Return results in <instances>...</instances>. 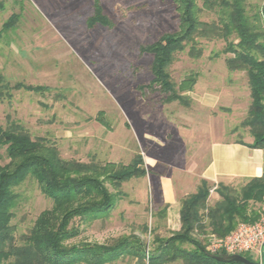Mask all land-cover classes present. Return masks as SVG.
<instances>
[{
    "label": "rangeland",
    "instance_id": "374dc122",
    "mask_svg": "<svg viewBox=\"0 0 264 264\" xmlns=\"http://www.w3.org/2000/svg\"><path fill=\"white\" fill-rule=\"evenodd\" d=\"M251 2L261 6L264 0ZM100 5L109 23L92 26L93 0H0V73L11 84L48 87L43 92L12 90L11 98L0 102V125L19 123L32 137L54 144L66 159L128 163L140 152L150 172L123 182L111 210L74 219L80 234L69 242L112 243L121 236L137 235L150 249L154 234L165 237L179 228L173 222L177 208L194 188L193 173L207 160L203 144L212 133L248 137L247 130L239 127L250 102L247 76L229 71L224 55L209 58L223 47L222 40H202L199 59L189 58L184 51L171 67L176 81L189 72L198 73L190 107L162 103L159 93L142 94L138 86L151 79L152 57L139 46L176 29L175 5L172 0H100ZM13 16L12 27L3 31ZM201 18L215 15L204 11ZM208 95L216 101L214 106L204 104L202 98ZM227 106L229 111L221 110ZM236 127L237 133L231 131ZM160 176L172 177L177 195L176 206L166 208L165 218L158 213L163 207H158L163 203ZM214 190L209 183L207 204H213ZM14 191L12 223L18 237L28 232L51 200L31 176ZM203 238L207 244V234ZM243 255L259 260L251 251ZM105 264L137 262L126 254Z\"/></svg>",
    "mask_w": 264,
    "mask_h": 264
},
{
    "label": "trees",
    "instance_id": "16d2710c",
    "mask_svg": "<svg viewBox=\"0 0 264 264\" xmlns=\"http://www.w3.org/2000/svg\"><path fill=\"white\" fill-rule=\"evenodd\" d=\"M172 2L177 12L176 29L139 46L141 52L152 57L151 79L139 85V90L142 94L159 93L162 103L177 102L190 107L189 92L198 73L189 72L176 81L171 72L172 64L184 51L189 58L199 59L204 51L202 40H222L223 47L213 51L209 58L213 60L224 55L229 71L245 72L250 102L239 127L245 128L252 137L250 147L264 149V2L261 6L251 0ZM204 11L213 13L215 18L202 19ZM14 18L16 16L4 23L3 31L12 27ZM89 20L92 26L109 23L100 0H93V14ZM17 88L36 92L48 90L45 86L21 82L11 84L0 73V102L11 98L12 90ZM222 110L227 112L229 108ZM98 120L102 122L101 117ZM149 172L140 152L128 163L66 159L54 144L44 137H32L19 123L10 121L0 125V264H105L126 254L135 258L137 264L175 261L241 264L215 259L206 249L203 237L208 233L224 237L239 222H253L259 218L264 209V170L261 176L251 177L239 187L219 182L214 190L218 198L213 204H207L209 182L202 179L196 192L180 201L179 228L165 237L154 234L150 249L137 235L121 236L112 243L69 242L80 234L74 219L94 218L111 210L121 184ZM28 176L35 179L51 205L37 215L27 233L17 237L16 226L12 223L17 198L14 188ZM108 184L116 191L112 192ZM255 204L259 207L255 208ZM160 205L163 207L158 213L165 218L168 204L158 203V207ZM215 254L227 255L224 251Z\"/></svg>",
    "mask_w": 264,
    "mask_h": 264
},
{
    "label": "crops",
    "instance_id": "0c3cea01",
    "mask_svg": "<svg viewBox=\"0 0 264 264\" xmlns=\"http://www.w3.org/2000/svg\"><path fill=\"white\" fill-rule=\"evenodd\" d=\"M190 92L189 95L191 96ZM202 99L207 106L211 107L216 104V101L211 99L209 95ZM222 108L224 107H221V110ZM233 132L237 133L238 130ZM251 142L252 137L250 135L240 141L238 136L223 138L222 132L215 130L212 133L211 139L203 144L204 149L206 148L208 152L207 160L199 172L193 173V176L197 177V179L191 180L194 188L185 193V195L196 192L202 179L208 181L212 185V188H215L219 182L234 184L238 181H247L251 177L261 176L264 170V149L250 147L249 143ZM158 186L162 202L168 204V208L176 206L177 195L172 177L160 176ZM211 197L214 203L218 195L216 192H213ZM178 209L179 207L177 208V214L173 222L179 224Z\"/></svg>",
    "mask_w": 264,
    "mask_h": 264
},
{
    "label": "built area",
    "instance_id": "2783aa9c",
    "mask_svg": "<svg viewBox=\"0 0 264 264\" xmlns=\"http://www.w3.org/2000/svg\"><path fill=\"white\" fill-rule=\"evenodd\" d=\"M207 238L206 249L211 253L224 251L226 254H243L251 251L260 261L264 245V209L257 220L239 222L226 236L217 237L208 233Z\"/></svg>",
    "mask_w": 264,
    "mask_h": 264
},
{
    "label": "water",
    "instance_id": "95a60500",
    "mask_svg": "<svg viewBox=\"0 0 264 264\" xmlns=\"http://www.w3.org/2000/svg\"><path fill=\"white\" fill-rule=\"evenodd\" d=\"M262 259L258 262L248 259L242 254L233 253V254H227V255H218L215 253H209L211 256H213L215 259L223 262H236L241 264H264V245L262 246Z\"/></svg>",
    "mask_w": 264,
    "mask_h": 264
}]
</instances>
